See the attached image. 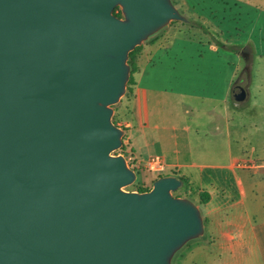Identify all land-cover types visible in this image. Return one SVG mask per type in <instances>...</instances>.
Masks as SVG:
<instances>
[{
	"label": "water",
	"instance_id": "obj_1",
	"mask_svg": "<svg viewBox=\"0 0 264 264\" xmlns=\"http://www.w3.org/2000/svg\"><path fill=\"white\" fill-rule=\"evenodd\" d=\"M172 22V0H0V264H172L203 236L178 176L126 191L114 154L129 53Z\"/></svg>",
	"mask_w": 264,
	"mask_h": 264
},
{
	"label": "crops",
	"instance_id": "obj_2",
	"mask_svg": "<svg viewBox=\"0 0 264 264\" xmlns=\"http://www.w3.org/2000/svg\"><path fill=\"white\" fill-rule=\"evenodd\" d=\"M161 33L141 45L133 84L113 115L115 124L124 129L123 143L136 164L160 156L166 165L164 175L186 178L197 198L208 194L206 203L195 202L203 216L204 234L186 245L176 264H264V153L237 147L243 134L240 123L231 126L229 117L223 133L227 151H211L208 131L190 127L189 110L183 104L199 95L178 87L166 100L164 76L155 74L151 66ZM212 100L224 102L226 97Z\"/></svg>",
	"mask_w": 264,
	"mask_h": 264
},
{
	"label": "rangeland",
	"instance_id": "obj_3",
	"mask_svg": "<svg viewBox=\"0 0 264 264\" xmlns=\"http://www.w3.org/2000/svg\"><path fill=\"white\" fill-rule=\"evenodd\" d=\"M177 1L172 0L175 7L192 21L190 25L174 22L164 28L151 55L155 74L164 76L166 100L178 87L199 95L196 99L186 98L183 104L189 110L186 117L190 127L208 131L211 151H227L223 133L229 117L231 126L240 123L243 134L236 141L237 147L242 152L264 153V0H179L184 5ZM234 85L244 91L239 101L231 96ZM223 96L224 102L212 100ZM126 151L124 146L114 154L128 155ZM136 169V181L124 190L150 189L152 182L166 172L148 171L139 165ZM172 194L200 204L199 195L194 196L189 186ZM186 250L185 245L172 264Z\"/></svg>",
	"mask_w": 264,
	"mask_h": 264
},
{
	"label": "trees",
	"instance_id": "obj_4",
	"mask_svg": "<svg viewBox=\"0 0 264 264\" xmlns=\"http://www.w3.org/2000/svg\"><path fill=\"white\" fill-rule=\"evenodd\" d=\"M114 14H116L117 16H120V12H119V9L118 8H116L115 10H114ZM151 39V38H150ZM140 48H141V45L140 46H137V47H135V49L134 50H132L130 53H129V57H128V64H129V66H130V77H129V80H128V83H127V88H126V93H128V91H129V85H131V84H133V74L136 72V70H137V66H136V61H135V59H136V55H137V53L139 52V50H140ZM125 93V94H126ZM114 108V111H115V109H116V106H114L113 107ZM113 122L115 123V119H114V115H113ZM124 146H122V148H123ZM135 171L137 172V174H138V171L135 169ZM173 174H175V173H173ZM176 175V174H175ZM179 178H180V180L182 181V187L183 188H186L187 186H188V181H187V179L186 178H184V177H182V176H178ZM147 190H149V189H140V190H138L139 192H144V191H147ZM199 198H200V204H204V203H206L207 201H208V194L207 193H200L199 194Z\"/></svg>",
	"mask_w": 264,
	"mask_h": 264
},
{
	"label": "built area",
	"instance_id": "obj_5",
	"mask_svg": "<svg viewBox=\"0 0 264 264\" xmlns=\"http://www.w3.org/2000/svg\"><path fill=\"white\" fill-rule=\"evenodd\" d=\"M122 146H125L126 147L125 143H123ZM121 148H120V150H121ZM126 153L128 155H124L123 153L122 154L124 155V157H125L128 165L133 170L136 169L137 165L142 166L144 169H146L148 171H152V172H162V171L166 170L165 162L163 161V159L160 156H151V157L147 158L143 162V164H141V163L140 164H136V163H133L134 158H133L132 155H130V152L129 151H126ZM240 190L243 191V189H242L241 186H240Z\"/></svg>",
	"mask_w": 264,
	"mask_h": 264
},
{
	"label": "flooded vegetation",
	"instance_id": "obj_6",
	"mask_svg": "<svg viewBox=\"0 0 264 264\" xmlns=\"http://www.w3.org/2000/svg\"><path fill=\"white\" fill-rule=\"evenodd\" d=\"M246 56V54H244Z\"/></svg>",
	"mask_w": 264,
	"mask_h": 264
}]
</instances>
